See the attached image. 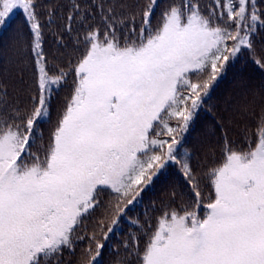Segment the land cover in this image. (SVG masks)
Masks as SVG:
<instances>
[{"label": "snow or ice", "instance_id": "6c2138e0", "mask_svg": "<svg viewBox=\"0 0 264 264\" xmlns=\"http://www.w3.org/2000/svg\"><path fill=\"white\" fill-rule=\"evenodd\" d=\"M36 7V0H0V28L23 11L35 64L26 108L10 105L6 92L0 97V264H64V253L85 239L78 232L102 206V193L111 197V225L100 227L107 241L127 206L170 165L179 166L187 194L149 224L142 248L135 237L125 243L121 264H264V109L239 146L224 136L202 179L184 143L219 80L254 55L253 38L264 29L256 0H214L206 12L198 0L163 8L148 0L130 17L101 5L103 32L85 26L76 62L55 69ZM73 10L79 14L78 5ZM67 19L71 32L75 17ZM254 62L264 68V57ZM69 75L71 95L45 144L43 125ZM87 239L80 264H100L104 243L95 232Z\"/></svg>", "mask_w": 264, "mask_h": 264}, {"label": "trees", "instance_id": "16d2710c", "mask_svg": "<svg viewBox=\"0 0 264 264\" xmlns=\"http://www.w3.org/2000/svg\"><path fill=\"white\" fill-rule=\"evenodd\" d=\"M170 2L171 0H158L160 8ZM147 3L148 0H36L42 47L48 67L67 68L70 63L76 62L80 55L77 48L83 51L82 45L76 43V38L79 36L83 39L85 26L99 27L103 32L101 5L105 10L112 5L118 15L130 17L139 13ZM198 3L206 12L214 0H198ZM256 3L259 9L264 10V0H256ZM75 5L79 6V14L73 10ZM160 8L157 9V15ZM70 14L75 19L71 22V32H68L67 18ZM156 19L154 16L153 24ZM139 21L140 16L137 15V30ZM253 43L254 55L243 56L239 63L229 68L213 89L211 97L206 100L194 125L184 136L191 167L201 179L213 161L220 158L225 135L239 146L244 142L246 132L255 134L256 117L261 109H264V68H260L254 60L264 57V29L255 34ZM31 46L32 35L25 22L24 13L17 11L7 24L0 28V97L6 92L8 103L21 109L28 106L31 95L35 93V64ZM73 79L74 76L69 75L67 83L53 97L51 121L43 125L45 144L50 130L71 95ZM171 124L176 126L177 121L172 120ZM187 189L179 166L170 165L166 175L155 180L141 193L137 198L138 202L127 206L125 213L120 216L118 226L109 234L107 241H104L100 227L102 224L104 232H107L111 225L112 214L106 211L111 197L102 193V206L85 219L78 232V235L85 236V239H77L75 250L64 253V264H80L82 253L89 247L87 237L94 232L97 239L104 243L101 256L97 258L100 264H121V261L127 259L125 243L131 245L132 238L135 237L142 248L148 238L149 224L155 226L163 208L171 204L173 199V206L178 207L181 204L180 193L187 194ZM91 247L95 248V241L91 242Z\"/></svg>", "mask_w": 264, "mask_h": 264}, {"label": "rangeland", "instance_id": "374dc122", "mask_svg": "<svg viewBox=\"0 0 264 264\" xmlns=\"http://www.w3.org/2000/svg\"><path fill=\"white\" fill-rule=\"evenodd\" d=\"M17 11H21V12H23L21 9H16V10L13 11V13L11 14V16H12L13 14H15ZM8 20H9V19H8Z\"/></svg>", "mask_w": 264, "mask_h": 264}]
</instances>
